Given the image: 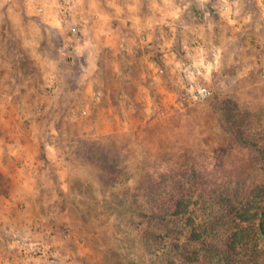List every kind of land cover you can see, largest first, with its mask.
Returning <instances> with one entry per match:
<instances>
[{"label":"rangeland","instance_id":"obj_1","mask_svg":"<svg viewBox=\"0 0 264 264\" xmlns=\"http://www.w3.org/2000/svg\"><path fill=\"white\" fill-rule=\"evenodd\" d=\"M66 1L87 9L107 5L109 14L118 7L127 18L150 16L147 7L163 2ZM54 2L0 0V177L2 183L11 180L16 195L36 191L35 199L0 203V264H151L139 230L143 224L128 204L133 194L144 197L139 186L147 175L163 173L167 200L175 198L172 186L189 196L203 177L230 188L261 180L256 169L263 162L252 153L264 152V0H203L202 11L187 14L190 22L204 23L197 32L205 39L199 56L214 64L212 76L199 78L211 90L203 101H169L162 84L149 79L148 101H138L133 82L112 72L115 62L106 48L100 50L101 69L93 73L92 60L71 55L100 49L99 24L71 43L69 25L48 22L60 16ZM184 3L175 0L174 6ZM40 4L43 16L36 10ZM160 11L156 8L155 19ZM158 37L156 32L152 57L160 62ZM176 46L187 49L181 42ZM192 46L182 61L199 58ZM128 61L130 77L138 76L144 60ZM145 67L156 66L145 62ZM50 74L58 84L54 92ZM174 74L180 84L169 78L166 88L171 84L168 89L179 96L188 80L182 70ZM98 148L116 162L117 177L104 178L86 158V151L102 156ZM23 160L35 165L26 177L13 167ZM34 244L44 252H34Z\"/></svg>","mask_w":264,"mask_h":264},{"label":"trees","instance_id":"obj_2","mask_svg":"<svg viewBox=\"0 0 264 264\" xmlns=\"http://www.w3.org/2000/svg\"><path fill=\"white\" fill-rule=\"evenodd\" d=\"M227 121L235 127L230 117ZM98 149L103 157L86 151V158L104 178L117 177L120 170L108 150ZM252 158L263 162L256 169L261 176L257 184L237 183L230 188L203 177L192 187L195 197L193 191L188 196L175 185V198L167 200L163 173L157 170L145 177L139 186L144 197L133 194L128 204L143 224L139 230L151 264H264V152H253ZM2 186L0 177V190ZM123 202L118 201L119 207Z\"/></svg>","mask_w":264,"mask_h":264},{"label":"crops","instance_id":"obj_3","mask_svg":"<svg viewBox=\"0 0 264 264\" xmlns=\"http://www.w3.org/2000/svg\"><path fill=\"white\" fill-rule=\"evenodd\" d=\"M64 4L65 13H62L60 10V6L58 4L59 0H55L54 4L56 7L59 8V14L60 16L58 18H51L48 19V22L51 21L55 26L61 27L62 25H69V35L68 40L72 42H79L81 41V34L86 35L87 29L89 25L93 23H97V34L99 38V50H96L95 52H88L84 55L79 53H73L71 56L75 58V56H81V58L84 62H88L89 64L93 63V73H97L102 65L100 63V58L102 57V54H100V50L102 48L108 49V51L111 53V57L114 58V67L112 68V72H114L116 75L122 76L124 81H132L133 86L135 87L136 91V99L138 101H148V94H145L146 92V80L149 79L151 83H158L162 84L160 89L166 94V97H168L169 101H176L177 95H173V92L169 90V87L166 88L167 82L169 78L171 81L173 80L172 84H177L179 82L178 77L174 72H178V70L182 69V57H184V51L189 52L190 45L193 42L192 48L197 50L198 54L197 56L200 57L201 50L195 46V41H199L205 46V39L201 38L202 36L198 30L199 28L204 24L202 23V20L200 18H197V22H190L188 20L187 14L192 10V12L197 11L200 8L202 11V8L204 6L203 0H193L192 3L191 0H185L184 4H180L178 8H176L175 0H163V2L158 1L157 3L150 4L147 9L150 12V16L142 17L137 14L132 15V17L123 16L120 15L118 7L114 8L113 14H109V10H106V6L103 7V9H99L98 5L95 8L87 9L83 5L74 4L71 1L62 0ZM96 3V0H91V2ZM71 2V3H68ZM92 2V3H93ZM90 5V4H89ZM108 5H112L109 4ZM227 4H222L220 6V9L222 6ZM41 6V11L38 12L40 15H44L45 13V6ZM228 6V5H227ZM151 8V9H149ZM156 8L160 11L161 15L160 17H157L155 19ZM104 10L106 12H104ZM229 11V6L225 13ZM198 14V13H197ZM44 18V17H43ZM49 18V17H48ZM45 20V18H44ZM47 20V19H46ZM230 22L234 21V18L229 17ZM202 23V24H201ZM76 25L79 31L77 38H71L70 36V29ZM160 30V32H159ZM180 32L187 34L188 32H192L189 37H185V35H180L179 37L175 35V32ZM160 33L161 38V53H160V62L154 61L152 54H153V45H154V35L155 33ZM179 35V33H178ZM143 37V39H142ZM158 37V40H160ZM84 39V37H83ZM157 39V38H156ZM181 42L186 45L187 49L184 51H178V47L176 44ZM70 43V44H71ZM73 47V45H71ZM150 49L149 53H147V50ZM205 49V47H204ZM139 53H142L139 55ZM79 54V55H78ZM110 56V55H109ZM77 58V57H76ZM139 58L144 60V63L142 64L140 74L138 76H131V71L127 69V63H129L128 59H136ZM126 59V60H125ZM198 59V58H197ZM181 60V61H180ZM117 62L120 63V65H117ZM145 62L149 64H153L156 67L149 71L147 67H145ZM163 66L164 72L160 75L156 74L157 67ZM167 78V79H166ZM162 80V81H161ZM50 85V90L55 91V88L58 87V84L56 82V79L54 78V74H50V77L48 79ZM164 81V82H163ZM55 82V83H54ZM124 84V83H123ZM124 86V85H122ZM124 88V87H123ZM121 90V86L120 89ZM92 100V99H91ZM50 149V147H48ZM31 161H25L23 160L22 163H16L15 168L21 171V174L23 177H26L28 174V170L35 167ZM34 166V167H33ZM10 179H4L3 178V186L2 190H0V203L2 201L6 202H13L17 203L20 201H23L24 199H35L36 191L30 190L29 193L18 191V194L11 193L13 190L10 188L12 186ZM1 214V212H0ZM1 217V215H0ZM1 234V232H0ZM3 242V241H2ZM1 244V243H0Z\"/></svg>","mask_w":264,"mask_h":264},{"label":"built area","instance_id":"obj_4","mask_svg":"<svg viewBox=\"0 0 264 264\" xmlns=\"http://www.w3.org/2000/svg\"><path fill=\"white\" fill-rule=\"evenodd\" d=\"M60 10L62 13H65L64 4L62 0L58 2ZM228 9L227 5L221 7V10L226 11ZM37 12L41 11V6L36 8ZM79 34L78 28L74 25L70 29L71 38H77ZM143 39V37H142ZM195 46H197L201 51L204 49V45L199 41H195ZM182 72L186 77L188 82L185 85L181 86V93L177 96V101H203L211 95V90L209 87L202 85L199 82V78L212 76L214 71V64L211 62H205L203 57H199L194 60H185L182 63ZM164 72V67H157L156 74L160 75ZM261 73L264 75V69L261 70ZM80 113H85L84 109L80 110ZM47 235L44 236V239L47 240ZM50 248V247H49ZM48 249V248H47ZM32 250L34 252H44L45 248L41 245L34 244L32 245Z\"/></svg>","mask_w":264,"mask_h":264}]
</instances>
